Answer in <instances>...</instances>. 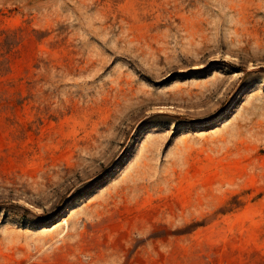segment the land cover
<instances>
[{"label":"rangeland","instance_id":"374dc122","mask_svg":"<svg viewBox=\"0 0 264 264\" xmlns=\"http://www.w3.org/2000/svg\"><path fill=\"white\" fill-rule=\"evenodd\" d=\"M0 264H264V0H0Z\"/></svg>","mask_w":264,"mask_h":264},{"label":"bare ground","instance_id":"6f19581e","mask_svg":"<svg viewBox=\"0 0 264 264\" xmlns=\"http://www.w3.org/2000/svg\"><path fill=\"white\" fill-rule=\"evenodd\" d=\"M64 222V224L66 223L65 221H63Z\"/></svg>","mask_w":264,"mask_h":264}]
</instances>
